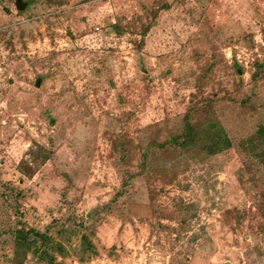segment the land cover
Masks as SVG:
<instances>
[{
	"label": "rangeland",
	"instance_id": "1",
	"mask_svg": "<svg viewBox=\"0 0 264 264\" xmlns=\"http://www.w3.org/2000/svg\"><path fill=\"white\" fill-rule=\"evenodd\" d=\"M22 1L0 264H264V0Z\"/></svg>",
	"mask_w": 264,
	"mask_h": 264
},
{
	"label": "trees",
	"instance_id": "2",
	"mask_svg": "<svg viewBox=\"0 0 264 264\" xmlns=\"http://www.w3.org/2000/svg\"><path fill=\"white\" fill-rule=\"evenodd\" d=\"M260 129H258V131H259ZM190 132V130H185L183 133H182V137H183V140L185 141V142H187V141H189V139H191V137L189 136V133ZM258 135H259V137H261L262 139H264V131H259L258 132ZM263 142H264V140H263ZM30 232H33L35 235H37V236H40V237H42V234L40 235V233L38 232L37 233V231H35L34 229H31V228H29V230H27V231H21L20 230V235H19V237H20V239H19V241H22V242H24L25 244H26V246H30L31 247V243H30V241L28 240V235H29V233ZM34 242L36 241V239H32ZM45 241H43L42 240V242L40 243V245H36L37 244V242H36V244H35V251L37 250V249H41L40 250V252H43V249H44V245H45V243H44ZM36 254V253H35ZM51 257V256H50ZM53 258H50L49 260H52ZM39 261H38V263H40V264H42L43 262H44V258H42L41 256L39 257V259H38ZM53 262H55L54 261V259L52 260ZM47 262V261H46ZM50 264L52 263L51 261L49 262ZM48 263V264H49Z\"/></svg>",
	"mask_w": 264,
	"mask_h": 264
},
{
	"label": "water",
	"instance_id": "3",
	"mask_svg": "<svg viewBox=\"0 0 264 264\" xmlns=\"http://www.w3.org/2000/svg\"><path fill=\"white\" fill-rule=\"evenodd\" d=\"M15 6L18 10H23L25 8V3L22 0H15Z\"/></svg>",
	"mask_w": 264,
	"mask_h": 264
}]
</instances>
